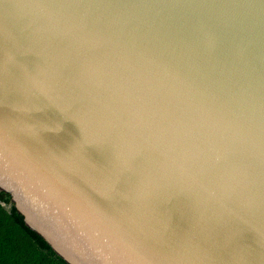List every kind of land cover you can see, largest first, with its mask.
<instances>
[{
  "label": "water",
  "instance_id": "obj_1",
  "mask_svg": "<svg viewBox=\"0 0 264 264\" xmlns=\"http://www.w3.org/2000/svg\"><path fill=\"white\" fill-rule=\"evenodd\" d=\"M0 191L65 264H264V0H0Z\"/></svg>",
  "mask_w": 264,
  "mask_h": 264
},
{
  "label": "trees",
  "instance_id": "obj_2",
  "mask_svg": "<svg viewBox=\"0 0 264 264\" xmlns=\"http://www.w3.org/2000/svg\"><path fill=\"white\" fill-rule=\"evenodd\" d=\"M0 264H65L25 225L3 191H0Z\"/></svg>",
  "mask_w": 264,
  "mask_h": 264
}]
</instances>
